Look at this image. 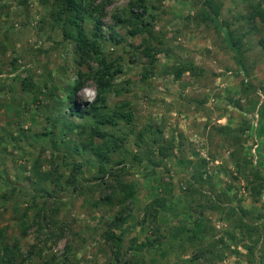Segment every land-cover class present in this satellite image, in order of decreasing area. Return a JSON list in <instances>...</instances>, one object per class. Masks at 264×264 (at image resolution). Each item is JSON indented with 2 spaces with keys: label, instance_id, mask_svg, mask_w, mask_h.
Instances as JSON below:
<instances>
[{
  "label": "rangeland",
  "instance_id": "1",
  "mask_svg": "<svg viewBox=\"0 0 264 264\" xmlns=\"http://www.w3.org/2000/svg\"><path fill=\"white\" fill-rule=\"evenodd\" d=\"M258 1L89 0L83 31L92 39L103 7L102 38L81 60L53 0H0V264H264V23L249 21ZM137 12L151 36L130 34ZM100 59L120 69L102 110L125 104L118 111L132 115L114 121L118 149L102 163L75 150L66 127L82 120L61 113L79 73L97 92ZM182 64L199 71L177 78ZM122 208L118 249L105 234Z\"/></svg>",
  "mask_w": 264,
  "mask_h": 264
},
{
  "label": "trees",
  "instance_id": "2",
  "mask_svg": "<svg viewBox=\"0 0 264 264\" xmlns=\"http://www.w3.org/2000/svg\"><path fill=\"white\" fill-rule=\"evenodd\" d=\"M89 0H53V10L52 15L54 16V20L57 22H61V34L62 38L65 41H73L75 50L79 54L81 60H85L86 58H90V54L92 51L95 55L99 54V42L101 40V35L98 34L100 30V16L103 14V7L99 8L98 14L96 17V24L94 25V31L91 34L92 39H89L83 31V22L86 16L92 17L93 13H95L96 9L92 7L91 3H88ZM264 0H259L258 3H255L251 7V12L249 15V21L255 22L258 20L261 23H264V8L261 5V2ZM215 4L210 3V6L213 8ZM138 7L144 8V6L139 5ZM134 11V10H133ZM136 11V10H135ZM138 13V12H137ZM214 13L217 14V10L214 9ZM140 14V15H139ZM132 15V14H131ZM144 15L142 13H138V15H132V18L136 21L134 22L135 29L130 33L132 36H136L140 33H147L149 36L151 32V26L149 23L143 21L141 18ZM234 48L237 47L236 43L233 45ZM264 49V44H263ZM237 57L236 61L242 67V63ZM199 71L194 67V65L188 66V64H182L177 68L175 72V76L179 78L184 72H194ZM92 73V80L96 86L97 95L95 103L89 105L88 107L80 108L76 101V95L80 92L83 87V79L88 76H84L79 73L78 78L74 85L70 88L65 89V101L68 103L65 110L61 113L68 114L71 117L80 118L82 123L76 126V130L72 126H67L66 130L68 132H73L79 138L73 135L72 139L80 140V144L75 143V150L78 151L79 148H82L87 151H92L93 154L97 157L99 162L106 161L109 159V154L114 150L118 149V145L116 144L118 141V134L115 132H119V129L116 128L115 122L116 119L126 118L128 124L132 120V115L130 113H124L120 107H125V104H121L117 106V110L113 111L111 114L104 113L102 108H106L104 105V99L106 94L110 92L112 88V79L114 75L120 73L119 68L113 69V66L106 62L105 59H100L98 61V67L95 72L90 71ZM103 105L100 106L98 104ZM62 103V102H61ZM115 121V122H114ZM64 134L66 132L64 131ZM78 142V141H76ZM49 143V142H48ZM161 156H164L165 153L163 150H160L158 153ZM74 184V180L71 181ZM121 186V192L123 193V200L133 198L135 191L132 185H123ZM78 186L74 187L76 190ZM114 193V192H112ZM116 193H114L115 195ZM108 197L106 198V200ZM109 200H111V196H109ZM121 201L120 204L125 203ZM159 201H163L162 199L155 200V203L158 204ZM125 209L122 208L121 212H119L111 221L110 226L111 230L106 231V239L113 242L114 246L119 249L122 245L123 237L120 233H115V231H119L123 224L126 221V217L123 216V212ZM123 234V233H122ZM204 228L200 226L195 232L192 233V238L194 240L193 245L204 238ZM4 238L3 231L0 229V239ZM231 238H234V235H231ZM251 253V248H248Z\"/></svg>",
  "mask_w": 264,
  "mask_h": 264
},
{
  "label": "clouds",
  "instance_id": "3",
  "mask_svg": "<svg viewBox=\"0 0 264 264\" xmlns=\"http://www.w3.org/2000/svg\"><path fill=\"white\" fill-rule=\"evenodd\" d=\"M81 101L87 102L89 105L95 101L97 92L92 88H84L77 93Z\"/></svg>",
  "mask_w": 264,
  "mask_h": 264
}]
</instances>
